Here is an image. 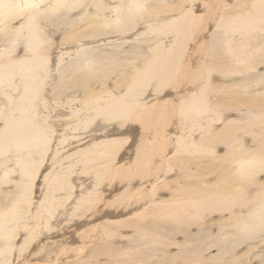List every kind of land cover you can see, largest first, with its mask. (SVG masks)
<instances>
[{
    "label": "rangeland",
    "instance_id": "obj_1",
    "mask_svg": "<svg viewBox=\"0 0 264 264\" xmlns=\"http://www.w3.org/2000/svg\"><path fill=\"white\" fill-rule=\"evenodd\" d=\"M99 1L65 0L63 4L67 6L64 4L58 11L59 17L48 11L44 15L46 20L36 19L46 46H51L47 80L41 85L37 101L50 98L52 105L59 106L51 93L60 88L66 103L60 113L64 121L49 122L50 129L47 124L42 126L48 131L46 139L50 149L47 154L34 146L20 155L40 165L34 182L31 183V178L18 164V159L28 161L11 156L12 148L0 157V199L10 192L12 195L8 194L5 201L7 205L11 203L8 205L11 209L18 202L14 197L17 189L24 185L32 193L30 201L24 203L25 220L10 224L16 236L11 252H2L4 246L0 243V264H264V225L246 236H242L238 228L239 221H247L259 206L264 163L262 173L247 188L245 202L228 210L204 211L198 217L189 216L182 222L175 221L167 213L172 205L178 207L181 204L182 188L192 187L195 193L199 189L209 191L220 182L222 167L236 168L230 155L233 147L241 145L242 151L247 150L253 155L262 151L264 157V21H259L257 27L241 31L238 24L245 16L241 15L243 9L240 7L251 4L252 0H138V3L134 0H102L105 10L98 11L96 4ZM50 2L47 0L39 10H46ZM21 3L19 6L22 7ZM70 4H76V7ZM130 6L137 18L138 14L147 15L144 20L139 18L134 23L133 30L121 34L114 29L115 35L109 34V37L97 31L92 36L96 26L94 19L98 17V25L102 26L117 14L133 10ZM178 9L192 17L193 33L189 35L186 47L190 59L184 55V62L180 64L182 69L179 65L175 68L174 74L178 75L171 83L170 78L166 85L157 87L154 79L144 89L143 104L151 110L147 118L137 117V113L136 118L126 121L122 116L109 119L99 115L93 119L94 112L106 105L102 97L107 94L117 96L120 91L132 87L135 73L146 70L156 49L175 45L181 33H177L172 24L176 25L181 16H186ZM26 20L29 16L24 13L11 27L16 29ZM0 24V51L5 52L7 45L13 47L15 43L10 44L8 34L4 35L7 30L3 31L4 26ZM113 27L116 28L114 23L108 30ZM163 27L167 30L162 31ZM225 30L230 40L226 38ZM80 33L83 35L76 36ZM17 37L22 45L16 52L23 56L30 38L24 37L23 33ZM231 40L234 43L230 44ZM121 43L124 45L119 48ZM97 52L106 54L105 65L94 61ZM64 68H78L79 71L62 82L59 71ZM14 77L15 83L11 82V87H0V118L14 107V99L19 97V90L14 89L22 83L21 76ZM190 86L195 90L188 91ZM190 95L197 99L194 100L198 102L196 107L181 109ZM152 96L155 97L152 99ZM197 110L198 113L193 114ZM53 113L55 115L56 111ZM98 122L101 129H97ZM4 124L3 118L0 132ZM230 126L234 127L235 143L225 139ZM157 133L164 141L158 142V151L150 149L155 159L152 160L154 163H148L140 157L139 151L147 142L153 143L151 146L157 145L152 141V136ZM80 134L82 137L75 139ZM67 136L73 138L74 145L63 149L68 145L65 142ZM117 137H127L129 143L122 145V150L112 157L100 154L103 143L115 141ZM138 162H142L146 172L149 171L144 176L139 173ZM235 174L237 178L245 177L241 171ZM25 181L30 182L29 185ZM235 187L240 188L238 182ZM53 209H56L55 214L50 212ZM42 211L46 214L41 224L44 234L39 233L36 237L32 225L35 223V228L40 227V221L37 224L35 217ZM22 221L32 225L28 228ZM0 224L8 231L4 223L0 221ZM34 236L32 243L27 242Z\"/></svg>",
    "mask_w": 264,
    "mask_h": 264
},
{
    "label": "bare ground",
    "instance_id": "obj_2",
    "mask_svg": "<svg viewBox=\"0 0 264 264\" xmlns=\"http://www.w3.org/2000/svg\"><path fill=\"white\" fill-rule=\"evenodd\" d=\"M21 1L22 0H0V23H2L4 28H5V29L3 28V31L7 30L6 34H4V33L3 34L4 35L8 34L7 38H8V41H10V44L15 43V44H13L14 50H13L12 46L10 47V45H7L8 50H6L5 52L0 51V87L2 85H3L2 87H5V86L11 87L12 86L11 82L15 83V81H13L14 80L13 78H15L14 76H16V75L21 76L19 78L21 79V82H22V83H19L18 85H16L17 89L16 88L14 89V91L19 90V93H18L19 97L14 99L15 100L14 107L9 111H5L6 113L3 114L5 124H4L3 131L0 132L1 133V135H0V157H2V155L7 154L9 149L12 148L11 156L15 155L16 158L22 157L24 160H27L28 162H22L21 160L18 159V164H20V166L24 170V174L26 173V176H29V178H31V183H32L35 181L34 178H35V175H36L40 165H38L35 161L30 162V161H32L31 158H29V157L25 158V156H23V155L20 156V155L23 151H25L31 147H34V146H36L35 147L36 150L43 151L45 154H47L49 152L50 146H49V143L47 142V139H46L48 131L42 126L44 124H47L46 127H48L49 122H63L64 120L62 118V115H60V113L63 112V110L61 111L62 106H65V104H66L64 101L63 95L61 94L62 91L60 88H57V91L53 90L51 93V94H53V99L58 101L59 106L55 105L54 103H53L54 105H52V103H51L52 101L50 98L48 100L43 99L42 102L37 101V99L39 98L38 94H39V90L41 88V85L43 84V82L45 80H47V70L48 69L46 70V68H47L46 66H48V64H49L48 63V59H49L48 57L50 56L51 46H46V42L43 40V38L40 35V30H39L40 27H39L38 23L36 22V19L40 18V21L46 20V18L44 19V15L47 14L48 11L50 13L51 12L54 13L55 17H59L60 13L58 11L65 4V3L63 4V2L65 0H51L50 5L48 7L45 4L46 10H39V9L44 3L47 2V0H24V1H22V3H21ZM81 1L82 0H79V2H81ZM134 1H137V3L139 2L138 0H134ZM142 1H147V0H142ZM185 2H187V1H185ZM20 3L22 4V7L19 6ZM166 4H164V5H166ZM245 4H247V2H245ZM251 4H249V5L247 4V6L241 5L242 7H240L241 9H243L241 15H245V16L242 17V19H240L238 21L239 31H241L243 28H249L250 29L252 27H257L259 21H262V19L264 21V0H252ZM74 5H76V4H70V6L76 7ZM155 5L156 4H154V6ZM96 6H97L98 11H104L105 10V5H104L102 0L97 2ZM159 6H160V4H159ZM130 7H132V6H130ZM167 7H170V6H167ZM132 9L133 10L127 9L126 10L127 12H125L124 14H117L114 17V19L112 18L113 20L111 22H108V21L104 22V24L102 26H99L100 21L97 19L98 17L96 19H94L93 21H94V23H96V26L94 27L95 29H93V32L91 33L92 36L94 37L96 35L97 31L99 33H101L102 35L108 36L109 34H111V35L113 34L112 36H114L115 34H114V32H112V31H116L114 29H118V33H121V34H123L124 32H127L128 29L133 30L134 23L139 18H141V19L143 18L142 20H144V18H146L147 15L146 14H138L139 17L137 18V15L135 14V10L133 7H132ZM238 10H239V8H238ZM177 11H179V9ZM180 11H181V9H180ZM180 11H179V13H180ZM181 12L185 13L184 10ZM24 13H25V15L27 14L29 16V20H26L25 22H23V24L20 25V27H18L16 29H15V27H11V24L14 23V21L17 20ZM238 13L240 14V12H238ZM180 14H183V13H180ZM186 14L187 13H185V15ZM209 16H211V15H209ZM237 17L240 18V16H237ZM228 22H230V21H228ZM112 23H114L116 25V28H114L115 27L114 26L113 29L110 28L112 30L109 31L108 27ZM12 25H14V24H12ZM59 25L60 24H58V26ZM172 26L174 27V30L177 33H181V37H177V40H175V45L170 47V48H167V49H163V48L156 49V55L149 62L146 70H139L135 73L136 78L134 80L132 87H130V88L128 87L127 89H125V91H120L117 96L107 94L106 96L102 97V100H105L106 105L103 108H98V110H96L94 112L93 119L97 118L99 115H105L109 119H114V118H117L118 116H122V119L124 121H126L128 118H130V119L136 118L137 113H138L137 117H146L147 118V115L149 114V112L151 110H149V108L146 107L145 103L143 104V97L145 94L144 89L154 79H156L155 82L157 84V87L158 86L162 87V85H166L167 81L170 78L172 80L169 83H171L174 80L173 78H176L178 75L177 73L174 74V72L177 71V69L175 70V68H177L179 65V69H182L180 64H182L184 62V58H183L184 55L186 54V56H185L186 59H188V60L190 59V57L187 58L190 55L188 54V51H186L188 49L186 47L189 44V35H191L193 33L192 32L193 26H192L191 15L189 17H188V15H186L184 17L181 16V18L177 20L176 25L173 23ZM260 26H262V25H260ZM54 27H56V25ZM162 29H163L162 31L167 30L165 27H163ZM227 31H228V29H227ZM233 31H234V29H233ZM21 33H23L24 37L27 36L28 39L30 38L29 40L26 41L27 47L25 48L26 51H25V54L23 56L17 55L18 52H16V51H19L21 49L22 43L19 42L21 39L19 40V38L17 37ZM225 33H226V30H225ZM78 35L80 36L83 34H81V33L76 34V36H78ZM215 35H217L216 32H215ZM226 35H227L226 38L229 37V35L227 33H226ZM0 38H1V36H0ZM230 38H231V36H230ZM96 39H97V37H95V40ZM232 39H234V38H232ZM1 40H3V39H1ZM17 40H18V43H17ZM228 40H230V39H228ZM235 40H237V38ZM8 41H6V42H8ZM12 41H14V42H12ZM231 42L234 43L233 40L230 41V44H231ZM199 43H201V42H199ZM199 43H197V44H199ZM123 45H124V43H121L119 48ZM101 50H99V51H101ZM235 51H237V50H235ZM238 51L241 52L240 50H238ZM123 52H125V51H123ZM185 52H187V53H185ZM239 52H237V54H239ZM194 54H196V53H194ZM105 56H106V54L99 52L97 55L94 56V61H96V63H98L99 65H105L107 62ZM241 57L242 56H240V58ZM195 60H196V57H195ZM60 61H62V59ZM189 64H190V62H189ZM190 65L188 66V63H187L188 67H191ZM207 66H210V65H207ZM78 71H79L78 68H71L68 70L65 68L61 69L59 71V78L61 79L62 82H65V81L69 80L70 76H72V75L76 76L78 74ZM190 88H191V86L189 88H187V90L189 89L188 91H190V92L195 90L194 88H191L192 90ZM2 89H5V88H2ZM8 89H10V88H8ZM176 89L180 90V88H178L177 86H176ZM151 90L153 91L154 88ZM205 91L206 90L204 89V94H203L204 97L207 96ZM8 92H10V91H8ZM155 92H158V91H155ZM41 94H42V92H41ZM153 97H155V96H152V99H153ZM186 100L187 101H185L183 103V105L181 106L182 107L181 109L186 110L190 107L194 108V106L197 105L196 103H198V102H196V103L194 102V100H197V99H194V96H191L189 99H186ZM154 101H156V100L154 99ZM201 101H203V100L201 99ZM159 104L160 103H158V106H159ZM253 105H255V104H253ZM255 106H257V105H255ZM56 108H57V110H56ZM53 111H56L55 115H53L54 114ZM159 111L162 112V109H159ZM203 111H205V110H203ZM42 113L46 114V116H40ZM195 113H198V110L195 111L193 114H195ZM154 116H156V115L154 114ZM3 118H0V120ZM67 121H68V119H67ZM100 125H101V123L98 122L97 129L102 128V126H100ZM57 127H59V126L57 125ZM64 127H65V125H64ZM48 128L50 129L51 127H48ZM111 133H113V132H111ZM225 134H226L225 139L230 140V142H232V143L235 141L233 139V136H234V127L233 126H230L228 131ZM80 135H79V137L78 136L75 137V139L81 138L82 135L81 136ZM160 136H161L160 133H157L155 136H152V141H154L155 144H157V145L151 146L150 144H153V143L149 144V142H147L148 143L147 144L146 142H144V143H146V146L144 148L141 147V149L139 151V155L143 160H145L147 162L151 161L150 163H154L152 160L155 159V157H153L154 155L150 152V149H153L154 152L157 149L159 150L160 144H158V142L163 140L162 138H160ZM218 136H219V134H218ZM256 136H258V135H256ZM222 137H220V138H222ZM84 138H85V136H84ZM150 138L151 137L148 135V139H150ZM83 139H81V140H83ZM220 140H222V139H220ZM65 142H67L68 145H66V147H62L63 149H66L67 147H71L72 145H74L73 138L68 139V136L66 137ZM127 142H128L127 137L124 139H119L117 137V139H115V141H111L109 143H103L104 145L100 147V154L107 155L108 157H112L115 154L117 155L118 151L122 150L121 146L125 145ZM163 143H161V144H163ZM165 145H167V144H165ZM240 147H241V145H237V146L233 147L232 151L230 152L231 158L234 160V162L237 165V166L235 165L236 168H234V169L228 168V165H227V167H222L221 168V171H222L221 175L222 176H221V179H220V182L218 183V185H215L209 191H207L205 189H199L198 193H195L194 191H192V189H191L192 187H190V188L184 187V189L182 188V190H181L182 191L181 192L182 197H181V200H179L181 202V204H179L178 207L172 205L168 209L167 213L171 216V218H173L175 221L182 222V221L187 220L189 218V216L198 217L204 211H208V210L214 211V210H220V209H223V210L227 209L228 210V209H231L236 204H241L242 202H245L244 198H245L249 184L250 183L254 184L255 177H257L258 174L262 173L264 157H263V154H261L262 151L261 152L259 151L256 155H253V154H250L247 150L242 151ZM178 148H180V147H178ZM167 149H169V148H167ZM162 150H163V148H162ZM128 152H129V150H128ZM129 153H131V152H129ZM88 159H91V158H88ZM143 160H142V162H143ZM142 162H138L137 167L139 168V173L144 176L149 171L146 172L147 169L144 165L143 166L141 165ZM168 164H170L169 161H168ZM212 168H214L213 165H212ZM212 168H210V172H212V170H213ZM217 169H214V170H217ZM218 170H220V168ZM237 171H241L242 175H244L245 177L242 179H241V177L237 178V176L235 174ZM149 175H151V174H149ZM237 182H238V186L240 187L239 189H238V187H235ZM28 183H30V182L25 181V184H28ZM23 186H21L22 189H19V190L17 189V187H15L17 190L14 193L16 195L14 197H17L18 202L14 205L13 208L10 209V207L8 205H10L11 203L7 205V203L5 201V198H8V194H10V196L12 195L10 192H6L8 194L0 199V202H1V205H0V221L2 223H4L5 226H7V228H8V231H7L4 229V226H2V224H0V243H1V245L4 246V249L2 250V252H4V251L11 252V248L14 247V239L16 238V236L14 235V230L11 229L10 224L11 223H18L19 224L21 219L25 220V218H26V216H23V215L27 214V211H25V209H24V207H25L24 203H28L30 201L32 193H30V189H27V186H24V187ZM260 187H261V191L263 192V194L260 196V198L258 200L259 206L257 207V210L252 213V215L247 219V221L240 220L238 223V228L242 231V236H246L248 232L254 231L255 229H258L260 226L264 225V184L261 185ZM163 189H165V188H163ZM14 200H16V199L14 198ZM55 210L56 209H53L50 212H53V214H55ZM41 213H43V214H41ZM45 215L46 214H44V211L40 212L39 214H36V217L33 214L37 224H39V221H40V227L39 228H37V227L35 228V226H36L35 223H33L34 225L27 224V222L23 223V221H22V223H23V225H27L28 228H29V225H32L33 226L32 229H34V232L36 233V237H39V233H41V231H42L41 230V224L43 223L42 218L44 219ZM161 215H162V213L159 214L160 217H161ZM52 217H54V216H52ZM52 220H54V219H52ZM50 222L52 223V221H50ZM64 230H67V229H64ZM41 234H44V233H41ZM41 234H40V236H42ZM150 235H151V233L148 236H150ZM45 236H46V233H45ZM47 236L50 237V235H47ZM36 237L35 236H34V238L30 237L27 240V242L32 243ZM226 239L229 240L228 238H226ZM222 242L225 243V241H222ZM29 246L31 247L32 245L29 244ZM16 249L18 250V248H16ZM29 249L30 248H28L27 250H29ZM27 252H25V253H27Z\"/></svg>",
    "mask_w": 264,
    "mask_h": 264
}]
</instances>
